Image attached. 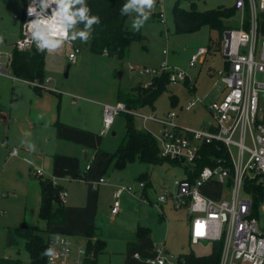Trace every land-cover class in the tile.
<instances>
[{"label": "rangeland", "instance_id": "rangeland-1", "mask_svg": "<svg viewBox=\"0 0 264 264\" xmlns=\"http://www.w3.org/2000/svg\"><path fill=\"white\" fill-rule=\"evenodd\" d=\"M233 1L158 0L166 22H162L159 16H150L138 31L141 33V38L132 42L122 60L107 53H93L88 48L89 42L81 43L76 40L81 50L77 55V61L72 63L68 59L72 47L65 43L56 52H46L44 76L37 80L40 83L37 87L42 89L43 84L50 89L57 88L59 92L64 93V103L69 100L68 93L84 97L85 99L80 100L69 110L88 126L87 129L90 131L86 134L91 138L93 147L114 152L126 138V116L117 115L111 130L106 131L105 136H101L100 132L104 126L101 104H116L119 101V91L138 92L137 87L140 84L144 85L147 78L140 75L138 70H132L131 65L153 68L159 67L166 60L170 66L186 70L196 90L195 93L189 94L190 83L188 82L169 84L168 90L163 92L156 101L157 114L165 116L167 112L174 109L178 112L179 121L201 127L204 123L211 121L208 108L200 104L193 110L186 111L182 109V106L195 95L204 96L208 93L207 103L221 95L212 87L215 72L223 67V50L219 44L220 33L218 29L206 25L195 31L178 33L174 7L178 2L181 7L191 9L194 3L198 10L206 11L228 8L232 6ZM24 9L23 0H0V37L7 39L9 43L15 42L20 36ZM154 11H156L155 7L152 9V12ZM134 16L135 14L127 17L125 25L128 30H133L131 23ZM222 20L224 24L239 27L240 12L224 17ZM259 21L261 31L264 33V10L259 11ZM202 46L210 48L206 61L198 62L196 67H190L191 56ZM68 65H70L69 68ZM34 89L35 86L23 79L0 77V211L4 213H0V257L2 258L8 252L6 242L10 243L11 239L19 238L20 228L18 227L24 228L25 215L28 222L37 223L41 228L45 226L39 214V191L34 193V185L38 186L39 181L29 177L30 172L36 173L38 168H43L31 156L23 153L20 143L34 144V156L36 154L44 156L45 153L53 151L69 153L60 141H56L58 138L55 134L53 140L48 141V137L51 136L50 130L46 126L42 128L37 122L36 102L41 103L39 106H45V114L49 115L52 100L51 98L39 100ZM174 93L179 94L180 98V104L175 108L171 106V96ZM142 110L151 111L148 108ZM134 120L138 127L143 128L140 118L135 117ZM29 121L34 123L33 128L30 132H26L24 126ZM113 131H116V135H113ZM4 139L12 145L16 144L20 149V156H9L7 148L2 144ZM84 156L85 153H83ZM103 162L102 158L96 161L89 171L90 179L94 180V176L97 178L102 174L98 171L97 175L95 170L99 169V164ZM186 168L190 169L191 166L175 164L167 160L158 163L134 161L124 168H115L112 161V164L107 166L103 176L108 186L101 187L96 193L100 214L97 221L99 229L96 233L94 232L92 239L95 240V236L98 235V238L106 241L97 254V264H146L145 261L148 258L156 256L158 248L169 250V261H178L186 253L204 256L214 251L212 242L192 243L188 210L176 209L171 202L160 206L155 205L157 196L164 189L176 190L175 180L188 175ZM144 173L149 175L147 181L153 182V186L148 188V197L145 200L140 196L141 190L138 185V178ZM54 180L56 181V178ZM29 181H31V201L28 206L24 200L19 201L14 196L2 195L4 191L11 194L12 191L22 193ZM116 184L132 185L135 193L125 192L120 197V213L113 215L111 205L115 199L113 187ZM209 189L213 197L220 198L223 195L229 198L228 189L222 192V185L217 177L212 179ZM255 214L264 229L262 202L255 205ZM140 225L150 227L151 231L147 235H138L137 230ZM87 239L81 237L77 243L83 244ZM135 253H138L140 258H136ZM0 264L11 263L3 259Z\"/></svg>", "mask_w": 264, "mask_h": 264}, {"label": "built area", "instance_id": "built-area-1", "mask_svg": "<svg viewBox=\"0 0 264 264\" xmlns=\"http://www.w3.org/2000/svg\"><path fill=\"white\" fill-rule=\"evenodd\" d=\"M30 5L38 10L34 0H29L22 14L18 39L13 43L4 40L0 43V76L19 78L11 71L13 49L28 51L36 47L26 26L32 19L27 15ZM228 8L240 12L241 20L239 27H231L223 33V67L215 72L212 85L221 95L208 103L207 95H195L182 106V109L191 111L200 104L205 105L211 121L196 127L179 121L178 112L174 109L165 116H159L156 111L133 109L119 100L116 104L103 103L104 132L111 130L117 115L138 117L144 130L156 139L161 158L190 165L193 170L198 168L206 147L214 146L218 152L223 151L220 156L210 155L213 164L205 165L193 179L188 175L176 179V190L164 189L157 196L155 205L171 202L176 209L188 210L192 243L212 242L216 250L215 242L219 241V264H264V229L255 214L253 187L264 188V33L259 21L264 0H234ZM46 19L54 20L51 9ZM160 20L166 22L163 13ZM66 44L72 47L68 59L75 63L81 47L75 41ZM9 47L10 50L5 49ZM208 53L207 47H200L191 56L190 67H196L198 62L204 63ZM130 67L147 78L145 87L151 86L154 78L168 73L170 83L188 82L190 90L195 93L190 74L170 66L166 60L159 67ZM28 83L35 87L40 85L37 80ZM41 87L45 89L46 86L42 84ZM2 144L9 148L11 156L19 155V148L7 139ZM36 174L42 176L43 170L38 168ZM216 177L222 185V192L228 189L229 198L216 199L205 193L204 188ZM96 183L104 184L106 179L101 177ZM138 185L145 188L146 183L138 180ZM125 192L135 193L132 185L116 186L111 214L120 211V197ZM66 196V190H61L60 198L64 203ZM141 197L146 199L144 195ZM259 202L264 204V196ZM53 235H59V241L54 242ZM50 245L57 252L53 264H89L96 258L95 251L88 249L87 242L79 244L67 234H51L47 248ZM168 254L163 248H158L156 256L145 262L180 264L181 258L169 261ZM135 257L140 258L138 253ZM44 264H49L47 257Z\"/></svg>", "mask_w": 264, "mask_h": 264}, {"label": "trees", "instance_id": "trees-1", "mask_svg": "<svg viewBox=\"0 0 264 264\" xmlns=\"http://www.w3.org/2000/svg\"><path fill=\"white\" fill-rule=\"evenodd\" d=\"M25 8L29 0H23ZM127 0H87V4L91 9V14L100 18V23L93 26L92 38L88 43V48L96 54L107 53L110 56H117L120 60L124 58L128 48L132 42L141 38V33L135 30L126 28V20L128 16H122L120 10ZM158 3V0H156ZM233 8H218L206 11H200L193 3L191 9L181 7L178 2L174 7L176 20V31L178 33L195 31L202 26H209L219 30L221 44L223 33L226 29L233 27L232 25L224 24L223 18L235 14ZM160 12H152L151 16L158 17ZM248 19V17H247ZM248 20L246 21V25ZM83 28V25H79ZM210 51V48H208ZM45 52H38L36 47L28 51L13 49V60L11 71L14 76L27 81L41 79L44 76L45 67ZM169 81L168 73L153 79L151 86L145 87L140 84L137 87L138 92H118L119 100H123L133 109L148 108L151 111L156 110V101L159 96L168 90ZM37 91L41 89L35 87ZM171 96V104L175 105ZM126 116V138L118 145L116 150L107 155L111 156L115 168H124L127 164L134 161H143L147 163H158L167 159L159 156V148L156 139L146 130L140 128L135 123V117ZM222 152H218L214 146L206 147L203 158L198 162L196 170L186 168L189 178L193 179L200 169L205 165H212L213 160L210 155L220 156ZM175 164H180L176 161L167 160ZM181 165V164H180ZM148 174H142L138 180H147ZM41 187V206L40 217L46 221L47 227L44 229H36L31 239L26 243L25 247L30 255L31 264H44L45 258L41 253L47 248V240L52 233L51 227L63 226L66 222L65 203L60 198V191L63 188L51 178L40 177ZM254 187V199L257 204L264 196V188L261 186ZM249 188V186H248ZM91 226L87 232L88 249L94 250L95 255L100 252L105 241L97 238L92 239ZM148 227L139 226L138 235H147ZM220 254L214 249L209 255L198 256L194 253H186L180 259V264H219ZM89 264H97L95 258Z\"/></svg>", "mask_w": 264, "mask_h": 264}, {"label": "crops", "instance_id": "crops-1", "mask_svg": "<svg viewBox=\"0 0 264 264\" xmlns=\"http://www.w3.org/2000/svg\"><path fill=\"white\" fill-rule=\"evenodd\" d=\"M154 12L163 13L161 10L160 2L155 4ZM160 17V15H158ZM5 42H8L7 39H3ZM9 43V42H8ZM13 43V42H12ZM9 49V48H5ZM47 52V51H46ZM3 77V76H0ZM3 78H12V77H3ZM22 79V78H19ZM24 80V79H23ZM27 83L28 81L25 80ZM31 85V84H30ZM35 90L36 97L39 100L44 98H51V110L49 109V115L45 114L46 107L39 106L41 103L39 101L36 102V120L39 124H41L42 128L47 127L51 132V136L48 137V141H52L54 134L57 136L58 140L65 146V149L69 151V153H54L49 152L43 154H36L34 156V152L29 149V147L25 143H20V148L23 150V153L31 156L40 166L43 168V175L39 176L36 173L30 172V178L34 180H40V177L51 178L54 180L56 178V183H58L64 190L67 192V198L65 201V213H66V222L63 226L59 227H51V230H54L56 233L52 234H67L69 235L75 242H78L79 238L85 237L87 238V232L91 226L93 227L92 234L96 233L99 229L97 225V221L99 219L100 214L98 213V203L96 198V193H98L101 187L108 186V182L106 183H96L99 181L101 177H104L103 174L106 171L107 166L112 164L111 156L107 155L113 152L102 149L101 147H93V143L91 138H89L87 132L89 133L88 126L83 124L82 119H78L69 108L78 104V102L82 99H85L82 96L68 93L69 100L67 103L63 102V92H59L57 88L50 89L45 87V89H41L40 91ZM196 90V89H195ZM188 93L193 94V92L188 88ZM175 105L171 104L173 108L177 107L180 104L179 94H172ZM208 95V93L206 94ZM58 99V100H57ZM119 99V98H118ZM102 107V117H103V104ZM142 110V109H141ZM156 111V110H155ZM33 124L30 121L27 122L24 126V130L30 132L33 128ZM83 130V131H81ZM56 131V132H55ZM114 132V131H113ZM112 132V133H113ZM104 126L100 132L101 136H105ZM116 135V131L115 134ZM10 143V142H9ZM11 144V143H10ZM12 145V144H11ZM16 146V144H13ZM7 148V147H6ZM8 154L10 157H18L20 156V149L18 156H11L10 150L7 148ZM33 153V154H32ZM83 153H87V158L83 157ZM102 158L103 163L99 164V169L95 170L97 175L102 173L99 177L96 178L94 176V180L89 178V171L94 167L96 161ZM92 160V161H90ZM90 162L89 164H87ZM24 177V175H22ZM146 183L145 188H141L140 186V196L144 195L146 198L148 197V188L153 186L152 181L144 180ZM22 191V193H16V191H12L14 195L9 192H3L2 195L6 196H14L19 201H25L26 205L31 201V181ZM119 185V184H118ZM117 186V184H116ZM114 186V197H115V188ZM210 184H208L204 191L208 195L212 196L209 189ZM15 190V189H14ZM39 191V212L41 206V187L40 182L39 185H34V193ZM223 194V193H222ZM213 197V196H212ZM223 197V195L221 196ZM220 197V198H221ZM216 198V197H214ZM219 199V198H216ZM112 207V205H111ZM1 214H4L0 211ZM120 211L115 214L118 215ZM45 226L41 228L39 224L34 222H28L27 215L21 219L20 223L24 225V228H20L19 238H13L9 242H6V249L8 250L7 255L5 257H0V261L3 259L9 260L11 264H31L30 255L25 247L26 243L31 239L36 229H44L47 227L46 221L43 219ZM19 223V224H20ZM149 228L148 233L151 231ZM30 229V230H29ZM98 238V235L95 236V240ZM100 238V237H99ZM101 240H104L100 238ZM105 241V240H104ZM87 242V241H85ZM106 243V241H105ZM166 250V249H165Z\"/></svg>", "mask_w": 264, "mask_h": 264}, {"label": "clouds", "instance_id": "clouds-1", "mask_svg": "<svg viewBox=\"0 0 264 264\" xmlns=\"http://www.w3.org/2000/svg\"><path fill=\"white\" fill-rule=\"evenodd\" d=\"M38 6L30 5L27 15L32 17L26 23L31 39L38 52L53 53L61 49L66 42L79 40L88 43L92 38L93 26L100 23V18L91 14L87 0H34ZM156 0H127L120 10L122 16H133L131 27L139 31L149 20ZM55 5V7H53ZM51 9L53 21L46 19ZM83 25V28H79ZM3 37H0V43ZM30 150L35 151L34 144L27 145ZM59 235H53L54 242L59 241ZM47 257L49 264L57 256L56 249L49 246L41 253Z\"/></svg>", "mask_w": 264, "mask_h": 264}, {"label": "water", "instance_id": "water-1", "mask_svg": "<svg viewBox=\"0 0 264 264\" xmlns=\"http://www.w3.org/2000/svg\"><path fill=\"white\" fill-rule=\"evenodd\" d=\"M69 67H70V65H68V68ZM120 75H121V73H120ZM113 134H115V132H113ZM85 158H87V153L85 154ZM215 246H216L217 253H219L220 249H221V243L219 241H216ZM166 253H169V250H166Z\"/></svg>", "mask_w": 264, "mask_h": 264}]
</instances>
